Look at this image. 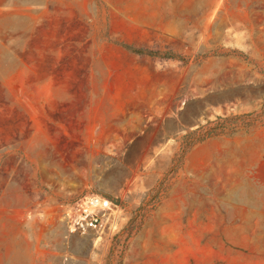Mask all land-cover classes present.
Listing matches in <instances>:
<instances>
[{
  "label": "rangeland",
  "instance_id": "obj_1",
  "mask_svg": "<svg viewBox=\"0 0 264 264\" xmlns=\"http://www.w3.org/2000/svg\"><path fill=\"white\" fill-rule=\"evenodd\" d=\"M0 264H264V0H0Z\"/></svg>",
  "mask_w": 264,
  "mask_h": 264
},
{
  "label": "built area",
  "instance_id": "obj_2",
  "mask_svg": "<svg viewBox=\"0 0 264 264\" xmlns=\"http://www.w3.org/2000/svg\"><path fill=\"white\" fill-rule=\"evenodd\" d=\"M118 212L115 203L103 195H82L68 205V225L72 232L80 234L98 231Z\"/></svg>",
  "mask_w": 264,
  "mask_h": 264
},
{
  "label": "trees",
  "instance_id": "obj_3",
  "mask_svg": "<svg viewBox=\"0 0 264 264\" xmlns=\"http://www.w3.org/2000/svg\"><path fill=\"white\" fill-rule=\"evenodd\" d=\"M124 47L128 51L138 54V55H148V56L155 55L152 52H146L144 50H136L130 46H124ZM252 120L254 121L251 115H244V116L230 117V118L219 117L217 121L209 122L207 126L202 127L200 130H203L205 132L203 138H209L215 135L216 132H219V131L223 132L225 130L232 129L231 131L233 132L235 129L233 126L237 124L239 121L245 124L247 123V125L251 126L250 123L253 122ZM196 134H197V130L195 132L189 133L187 136H185V140L190 141L191 139L194 138V136H196Z\"/></svg>",
  "mask_w": 264,
  "mask_h": 264
}]
</instances>
